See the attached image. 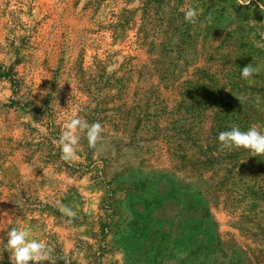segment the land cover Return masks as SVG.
I'll return each instance as SVG.
<instances>
[{
	"label": "rangeland",
	"instance_id": "374dc122",
	"mask_svg": "<svg viewBox=\"0 0 264 264\" xmlns=\"http://www.w3.org/2000/svg\"><path fill=\"white\" fill-rule=\"evenodd\" d=\"M260 3L0 0V264L12 226L55 264H264V156L217 139L264 131ZM74 116L103 139L69 162Z\"/></svg>",
	"mask_w": 264,
	"mask_h": 264
},
{
	"label": "clouds",
	"instance_id": "9594fccd",
	"mask_svg": "<svg viewBox=\"0 0 264 264\" xmlns=\"http://www.w3.org/2000/svg\"><path fill=\"white\" fill-rule=\"evenodd\" d=\"M238 5L247 6L251 0H237ZM259 8L264 10V3L259 4ZM184 20L195 24L199 12L194 7H182ZM251 63L241 69V78L247 80L256 73ZM63 86V85H61ZM103 128L100 122L89 123L87 120L74 116L63 125V130L57 140V145L61 151V158L65 161L79 160L78 146L81 134L87 139L90 148H96L97 144L103 139ZM218 142L222 148L245 149L251 156H264V131L257 126H252L247 130H241L239 125L232 124L229 130L218 133ZM62 214L69 218H75L76 212L68 207L60 208ZM4 215H7L5 213ZM10 253L11 264H42L48 261L55 264L52 259V247L42 239L32 238L29 229L12 226L7 232L6 248Z\"/></svg>",
	"mask_w": 264,
	"mask_h": 264
}]
</instances>
